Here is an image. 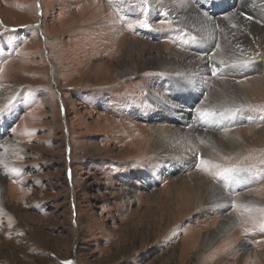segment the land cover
<instances>
[{
    "label": "rangeland",
    "instance_id": "obj_1",
    "mask_svg": "<svg viewBox=\"0 0 264 264\" xmlns=\"http://www.w3.org/2000/svg\"><path fill=\"white\" fill-rule=\"evenodd\" d=\"M242 1L0 0V264H264V0ZM164 127L185 154L152 152ZM200 178L226 208L181 205Z\"/></svg>",
    "mask_w": 264,
    "mask_h": 264
},
{
    "label": "bare ground",
    "instance_id": "obj_2",
    "mask_svg": "<svg viewBox=\"0 0 264 264\" xmlns=\"http://www.w3.org/2000/svg\"><path fill=\"white\" fill-rule=\"evenodd\" d=\"M206 2H210L212 0H203ZM254 2H258V0H243L241 3V9L245 8H251L254 4ZM167 3V2H166ZM170 8V7H169ZM193 6L187 7L184 12H180L178 14L179 17V22L185 26H189L191 32L193 33L194 39L197 41V43L201 46L204 47H210L212 44V27L211 24L214 22L213 17H209L207 14L200 13V17H194L192 15ZM242 12V11H241ZM244 14V13H243ZM224 19V18H223ZM220 20V19H219ZM232 23V22H231ZM223 26V25H222ZM230 26V25H229ZM232 26V25H231ZM228 27V26H227ZM256 28V27H255ZM230 29V28H229ZM226 30V29H225ZM229 31V30H228ZM259 31V30H258ZM215 32V31H213ZM260 32V31H259ZM262 32V31H261ZM231 33V32H230ZM195 34V35H194ZM255 34V33H254ZM231 36V35H230ZM242 36V35H241ZM245 36V35H243ZM253 36V35H252ZM235 37V36H234ZM258 37V36H257ZM248 38V37H247ZM246 39V38H245ZM234 42V41H233ZM249 43V42H248ZM255 44V43H254ZM229 46V45H228ZM241 46V45H240ZM248 46V45H247ZM251 46V45H250ZM249 47L246 48V45L242 46L241 51L238 53L240 55L246 56L245 50H249ZM126 47L129 49L127 51V54H130L132 52V49H134L132 43H128ZM260 48L264 49V38L262 39L261 46ZM233 48V47H232ZM244 48V49H243ZM238 49V48H236ZM251 50V49H250ZM234 51V50H233ZM236 51V50H235ZM251 53V51H250ZM223 54V53H222ZM234 55V54H233ZM229 56V55H228ZM253 57V56H252ZM130 58V57H129ZM186 58V57H185ZM242 59V57H240ZM244 58V57H243ZM249 58V56H248ZM229 59V58H228ZM194 61V60H193ZM202 62V61H201ZM204 62V61H203ZM202 62V63H203ZM181 63V62H180ZM191 63V62H190ZM196 63V62H195ZM201 65H205L203 63ZM169 69H171L172 65L167 64L165 61V64ZM234 65V64H233ZM161 66V65H160ZM201 66V67H202ZM232 66V65H231ZM183 68V67H182ZM231 67H227L225 70H230ZM177 70H179L177 68ZM176 70V72H177ZM224 70V71H225ZM187 72V71H186ZM120 74H132L130 70L123 69ZM181 74V73H180ZM181 76L184 77V75L181 74ZM182 81L189 83L190 80L185 78H180ZM175 84V83H174ZM234 88V87H233ZM235 93L239 98H242V94L239 93L238 90L235 89ZM238 100V99H237ZM225 108V107H224ZM229 110V109H228ZM179 129V128H178ZM173 130L171 127H164L163 129L156 131V134L154 132V137L152 139L151 143V150L152 152H155L158 154L160 157L168 156V155H174L178 152L181 154H185L187 152V144L192 143L188 138H184V134L181 133L180 130ZM234 134V133H233ZM203 138L205 141L209 143V146L211 147H219L222 146V142L217 140L215 134L212 132H205L203 134ZM195 145H203L202 141H197L194 143ZM206 147V146H205ZM203 153L206 154L208 149L203 148ZM186 193V194H185ZM184 196L186 198H184ZM184 196L181 198V202L185 209H192V210H206V209H211V208H216V209H224L227 207L229 203V198L225 196L224 194L220 193L219 190L216 188L215 185H212L210 183H207L206 180L203 178H200L198 182L197 187H191V188H186L184 190ZM236 199V198H234ZM249 199H245L244 202H249ZM252 200V199H251ZM239 202V200H236ZM242 203V201H241ZM238 205H241L240 202L237 203ZM235 205V204H234ZM156 212V211H155ZM163 212V211H162ZM196 212V211H195ZM152 213V212H151ZM183 214V213H182ZM166 216V215H165ZM158 217V216H157ZM163 218V217H162ZM165 218V217H164ZM181 218V217H180ZM234 216L231 213H225L221 219V223L219 225L218 229H215L213 231H210L207 235L204 236V238L201 241V247L207 249L210 243L216 239V237L224 234L225 230L229 228L231 222L233 221ZM247 218V217H246ZM143 220V219H142ZM147 220V219H146ZM145 221V220H144ZM155 224V223H154ZM134 225V224H133ZM139 228V227H138ZM236 230V229H235ZM236 232V231H235ZM233 235V234H232ZM230 237V236H229ZM228 237V238H229ZM163 238V237H162ZM143 245V244H142ZM114 247V246H113ZM119 247V246H118ZM197 247V246H196ZM244 248L247 247L246 244L243 245ZM204 255V254H203ZM262 260L264 262V254H261Z\"/></svg>",
    "mask_w": 264,
    "mask_h": 264
},
{
    "label": "snow or ice",
    "instance_id": "obj_3",
    "mask_svg": "<svg viewBox=\"0 0 264 264\" xmlns=\"http://www.w3.org/2000/svg\"><path fill=\"white\" fill-rule=\"evenodd\" d=\"M143 3H144V6L146 7L147 6V0H143ZM241 15H244L242 12L240 13ZM246 19H251V17L250 16H246L245 17ZM140 26H142V27H148V23H147V21H141L140 22ZM235 66V65H234ZM246 66V65H245ZM7 105L5 106V108H3V109H0V113H2V112H4V111H6L7 110ZM198 112H199V110H198ZM209 115V113H207V112H199V116L203 119V118H206L207 116ZM201 163L202 164H206L207 162H205V161H201ZM213 167H217V166H213ZM232 170L231 169H224L223 171H221V172H215V173H213V175L217 178V179H219V178H221V177H223V176H226L227 174H229L230 172H231ZM64 264H71V261H66V262H64Z\"/></svg>",
    "mask_w": 264,
    "mask_h": 264
}]
</instances>
